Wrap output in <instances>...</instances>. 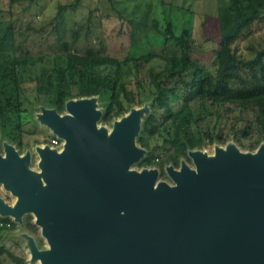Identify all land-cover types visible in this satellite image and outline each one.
<instances>
[{
  "label": "water",
  "instance_id": "obj_1",
  "mask_svg": "<svg viewBox=\"0 0 264 264\" xmlns=\"http://www.w3.org/2000/svg\"><path fill=\"white\" fill-rule=\"evenodd\" d=\"M65 114L42 107L39 121L62 139L57 150L20 154L3 143L0 215L32 213L49 247L29 243L41 264H264V144L242 151L189 152L190 166L130 169L145 153L136 135L147 107L132 108L110 131L97 126L95 97L71 99Z\"/></svg>",
  "mask_w": 264,
  "mask_h": 264
},
{
  "label": "trees",
  "instance_id": "obj_2",
  "mask_svg": "<svg viewBox=\"0 0 264 264\" xmlns=\"http://www.w3.org/2000/svg\"><path fill=\"white\" fill-rule=\"evenodd\" d=\"M11 1H18L22 8L21 14L10 13L0 35V123L2 140L13 143L19 151L23 83L27 74L36 91L39 85H45L66 102L96 96L103 107L97 121L101 123L113 124L146 102L148 111L135 138L145 150L136 162L140 167L153 165L155 158L153 149L144 141L145 134L163 137L168 143L163 151L164 162L174 167L180 165L182 158L191 162L189 152L205 144L234 143L249 152L264 144V48L255 50L252 58L243 59L231 47L241 30L264 16V0H216L221 6L217 11L219 35L212 69L193 56L191 27L176 33L170 10L158 0L162 5L160 12L149 17L143 16L144 11L135 15L133 8L124 12L115 6L128 1L135 8V0H100L93 9H88L84 0H58L49 20L40 17L41 0ZM86 8L87 20L94 9L101 18L102 14L109 17L110 8L112 14L125 21L128 49L113 53L88 47L79 52L57 34L58 40L47 45L48 52L40 50L34 54L18 38L29 32V36H43L47 27L50 33L44 34L46 37L57 33L64 15H72L77 26ZM4 44L9 45L10 53L4 51ZM46 62L50 64L31 76L33 67ZM174 99L182 102L176 111L171 108ZM36 100L52 107L50 100L38 93ZM1 219L4 224L8 222V218ZM22 222L36 229L33 220L23 218ZM2 254L22 262L0 247V264Z\"/></svg>",
  "mask_w": 264,
  "mask_h": 264
},
{
  "label": "rangeland",
  "instance_id": "obj_3",
  "mask_svg": "<svg viewBox=\"0 0 264 264\" xmlns=\"http://www.w3.org/2000/svg\"><path fill=\"white\" fill-rule=\"evenodd\" d=\"M58 0H41L42 9L40 12V17L48 19L52 17L54 11L56 10L54 5ZM65 2L66 0H61ZM136 6L128 1L115 4L122 11H133L135 15L143 14L144 17H149L151 14H158L160 12L161 4L163 2L165 7L170 10L171 17L175 21V31L179 33L183 27L190 26L192 31V37L194 40V54L193 56L201 61L208 69L213 68V57L214 49L217 46L218 40V24H217V11L220 8V3L216 0H135ZM137 1L139 3H137ZM18 1L10 2V0H0V35L3 34L8 20L11 18L10 13L21 14L22 4L16 3ZM97 2L100 0H84L83 3L88 9H93L96 7ZM228 5V2H227ZM84 9L82 19L79 20L78 25H74L72 20V15H64L61 27L58 28L57 33H51L52 35L46 37L44 34H49V27L45 28V32L38 34L37 36H29L32 33H26L19 38L25 46H29L32 53L38 54L41 50L42 53L48 52V44H51L55 39L58 40V35L61 36L63 40L71 43V48L75 51L82 52L88 47H94L103 49L106 52L113 53H123L128 49V38H127V25L125 21H122L112 14L110 8L109 17L102 14V18L98 15L97 11L94 9L91 19L87 20V9ZM29 19V18H28ZM148 20V18H147ZM47 21V20H44ZM75 30H72V29ZM58 34V35H57ZM41 36V39L39 37ZM56 36V38H55ZM26 42H24V41ZM4 51L10 53V47L4 44ZM33 47V48H32ZM232 49L237 55L243 59L252 58L255 54V50L264 48V16L261 19H257L252 22L249 26L241 30L237 35L235 40L231 44ZM50 62L44 64H37L33 67V74L35 76L39 74L40 67L48 66ZM28 75V74H27ZM25 76L23 83V111L21 113L22 121V131H21V142L22 146L19 149L15 147L13 143H9L6 140H2L1 135V123H0V151L3 149V143H9L14 145L16 150L20 154L24 151L29 150L31 153L30 167L34 170H39L37 165L38 156L35 152V147L47 144V141L54 137L52 130L47 127L44 123L39 121L37 115L40 113L41 108L45 107L41 102H37L36 93H38L43 99H48L51 102V108H54L58 113L65 114L67 111L65 109V103L63 99L59 98L53 91V89L48 88L45 85H39L36 87L34 82L29 78L30 76ZM96 98V105L99 110H101L102 104ZM129 99V96H127ZM77 99V98H74ZM64 104V108L63 107ZM182 102L179 99H174L171 101V108L176 111L180 109ZM135 107H147L146 102H143L140 106ZM49 108V107H46ZM148 108V107H147ZM97 126H104L108 131L112 128V123H101L97 122ZM149 143L150 148L153 149L155 155L153 165H149L147 168H155L158 170V180H163L168 183H172L166 172V166L171 165V163L164 161L166 160L163 156V151L168 147V143L163 140L161 135H144V141ZM142 142H136L138 146L141 147ZM216 146L225 147V145H213L205 144L201 148L196 149L205 153L208 157L214 156V149ZM242 151H247L246 149H241ZM185 160V158H182ZM161 162L164 164L162 165ZM192 166V162H186ZM174 167V166H173ZM174 167L175 169H178ZM145 167H140L136 163L130 166V169L141 170ZM0 195L8 203H13L16 199L9 191L5 190L0 184ZM30 215V219H29ZM8 218V222L4 224L3 229L0 231V247L11 252L16 258L22 259V262L10 259L6 254L1 255V261L3 264H41L39 259L31 260V251L29 243L33 242L39 249H47L49 247L47 240L41 234L40 227L34 223V216L32 213H25L22 215V219L33 220V224L36 229H32L25 225L22 221L16 222L11 217L2 216L1 218Z\"/></svg>",
  "mask_w": 264,
  "mask_h": 264
},
{
  "label": "built area",
  "instance_id": "obj_4",
  "mask_svg": "<svg viewBox=\"0 0 264 264\" xmlns=\"http://www.w3.org/2000/svg\"><path fill=\"white\" fill-rule=\"evenodd\" d=\"M62 143H63L62 139L54 135V137L49 140L48 145L50 147L56 148L57 150H60L62 147ZM3 225H4V222L2 219H0V227H2Z\"/></svg>",
  "mask_w": 264,
  "mask_h": 264
}]
</instances>
